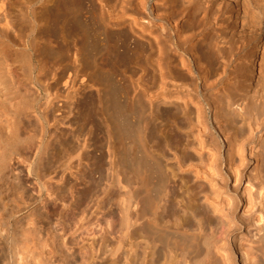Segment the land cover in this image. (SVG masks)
Returning <instances> with one entry per match:
<instances>
[{"label":"bare ground","instance_id":"obj_1","mask_svg":"<svg viewBox=\"0 0 264 264\" xmlns=\"http://www.w3.org/2000/svg\"><path fill=\"white\" fill-rule=\"evenodd\" d=\"M168 122L192 138L179 171L213 188L253 161L264 208V0H0V264H131L146 258L132 250L138 233L151 264H264V212L238 225L227 194L228 210L207 197L185 223L159 214ZM107 182L114 223L85 221L81 206ZM197 217L225 226L224 240ZM100 231L113 243L95 254L83 237Z\"/></svg>","mask_w":264,"mask_h":264},{"label":"rangeland","instance_id":"obj_2","mask_svg":"<svg viewBox=\"0 0 264 264\" xmlns=\"http://www.w3.org/2000/svg\"><path fill=\"white\" fill-rule=\"evenodd\" d=\"M182 23L180 24V26ZM162 123L161 125H163ZM236 128L242 127L246 132L247 129L245 125L242 124V122L236 124ZM166 129L162 133L160 139H159V146H158V152L165 157V162L164 164L166 165V169L168 170V177H169V183L167 185V193L164 199L161 202V207L159 209V214L163 216L164 221L167 222L169 225H174L177 223L178 220L183 221L185 223L186 219H193V214L196 215L197 210L201 209V207H206L208 209H211L209 202H207L206 198L208 197L209 200H215L214 198H217V201L219 205L221 204L222 207H225V200L229 199L227 198L226 194L228 197H230V200L234 203V206H231L229 208L230 212L233 214V219L234 222L237 223L238 225H249V218L251 217L252 220L254 219L256 221V218L258 217L259 213L264 212V208L261 206V202L258 201L255 198V191L258 187L259 182L254 181V176L256 173L253 171L255 168V163L252 161L251 164L247 165V161L244 162V166L239 169V181L238 182H228V183H221L217 185L216 187L209 185L208 182L203 180V178L197 180L194 179V171L191 169H187L184 167L183 171H179L176 167V161L177 159L183 163L186 162V155L190 152L188 149V142L192 141L191 137H188L187 134L182 133L177 131L173 124L171 122H168L166 124ZM234 128L236 132V128ZM233 130V131H234ZM95 133L92 131L91 134V141H90V166H89V176L96 181L97 175L94 174L93 171V159L96 155L95 151V145H94V137ZM146 145L148 147V150L151 148V143L147 142L146 139ZM129 153L132 156H137L138 150L137 147L134 144L129 145L128 147ZM227 148H222L223 154H225ZM245 157L247 159V154H245ZM235 163L238 164V159L235 158ZM246 164V165H245ZM262 164V163H260ZM261 168V165H260ZM123 173L126 175L130 180H131V187L135 193V199H136V208L140 209L142 206V193L140 189V181L138 178L134 175L131 174H126L128 173L124 168H123ZM261 179L264 180V167L259 170ZM108 174V173H107ZM205 176V175H204ZM251 178V183H247L246 179ZM253 178V179H252ZM75 183V191L78 193L82 186L79 184V182L74 181ZM109 182L104 183V185L101 186V190L94 196L91 197L88 201H86L82 206L81 210L84 211V220L85 221H91L95 222V220H106V225L112 226L114 223V218H115V212L117 211V207L115 205V199L114 197L116 196L117 192L113 191L114 194L112 195V198L108 201L105 199V191L109 189ZM112 192V193H113ZM77 196L75 195V198L69 199L68 205L71 204L73 206L78 205L79 201L76 198ZM210 200V201H211ZM251 201V202H250ZM231 202V203H232ZM250 202V207L249 206ZM75 204V205H74ZM56 206L61 209L62 205L57 203ZM225 209L228 210V208L225 207ZM248 209L250 211H248ZM136 210V209H135ZM134 210V211H135ZM247 212L244 217H242L243 212ZM133 212V211H132ZM135 212H133L132 216L135 219ZM213 219H217V215H211ZM217 217V218H216ZM104 218V219H103ZM83 219V218H82ZM200 220V224L202 227V231L207 232V233H214V236L219 239V241H222L223 238V228L221 226H216V223L213 225H207L204 222L203 217H197L195 220ZM216 222V220H215ZM105 223L102 224L103 227H106ZM111 227H107L106 230L108 232H111ZM75 229H73L74 231ZM81 235L80 232H78L75 236L78 238ZM102 235V236H101ZM104 231H101L95 236L91 237H83V245L85 249H88L87 247L92 244L94 247V252L95 254H99L100 249L103 252H106L108 248L112 246V237L111 236H103ZM45 236L42 234L41 238ZM104 237L107 239L106 242L102 243V238ZM251 237V236H250ZM109 238V239H108ZM216 238V239H217ZM217 239V240H218ZM79 241V240H78ZM131 246L132 250L138 253L139 257L141 256V252L145 251L146 252V258L144 261L141 260H136V261H131V264H151V253L148 254V251H151L149 248V243L146 239L140 236L138 233L137 235H134L131 239ZM81 244V245H82ZM89 244V245H88ZM103 244V245H102ZM102 246V247H101ZM126 249V250H125ZM129 246H125L124 252L122 254L123 257H129L132 252L129 250ZM6 255H7V250H4ZM99 259H102L105 257L104 255L99 256ZM97 255L95 257V260H97ZM130 259V257H129ZM239 259V258H238ZM121 264H123V260ZM166 264H173L172 262H167ZM252 264H261V261L257 258L253 261Z\"/></svg>","mask_w":264,"mask_h":264}]
</instances>
